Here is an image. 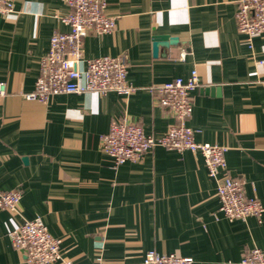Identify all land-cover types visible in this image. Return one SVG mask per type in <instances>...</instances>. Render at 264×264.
<instances>
[{"label": "crops", "instance_id": "obj_1", "mask_svg": "<svg viewBox=\"0 0 264 264\" xmlns=\"http://www.w3.org/2000/svg\"><path fill=\"white\" fill-rule=\"evenodd\" d=\"M240 0H107L110 33H90L84 58H128V96L109 92L29 100L55 31L68 29L67 0H15L0 16V190L20 187L19 211L0 207V264H28L9 232L41 218L78 264H143L149 250L197 264H241L264 251L261 218L230 220L219 211L216 181L201 154L157 146L139 162L115 165L101 136L127 115L146 133L174 118L158 103L160 85L196 69L189 125L201 143L227 148L228 172L264 207V34L239 32ZM166 35L154 53V37ZM184 53V55H182ZM84 68V63L80 64Z\"/></svg>", "mask_w": 264, "mask_h": 264}, {"label": "built area", "instance_id": "obj_2", "mask_svg": "<svg viewBox=\"0 0 264 264\" xmlns=\"http://www.w3.org/2000/svg\"><path fill=\"white\" fill-rule=\"evenodd\" d=\"M69 12L61 15L66 31H55L48 51L40 61V74L34 89L25 94L29 100L47 103L53 95L96 92L105 95L116 92L128 96L136 87L128 79V58L125 55H103L84 58V39L90 33L105 34L115 29L116 17L107 13V0H67ZM15 11V0H0V16ZM240 33L252 44L253 38L264 34V0H240L236 11ZM184 55V53L182 54ZM84 63V68L80 64ZM200 85L196 69L187 78L176 77L158 88L159 105L172 114L174 123L162 135L145 132L127 115L114 119L109 130L101 136V145L115 165L139 162L157 146L179 152L189 150L202 155L208 174L216 181L219 211L228 219L261 218L264 207L256 197H248L245 181L228 172L227 148L223 145L201 143L189 125L193 111V92ZM7 86L0 81V95ZM1 160V155H0ZM20 187L0 190V207L13 213L19 211L22 199ZM11 241L28 264H78L63 256L61 239L53 236L43 219H25L9 233ZM143 264H197L191 256L162 254L149 250ZM91 264H108L97 260ZM241 264H264V251L253 246L242 256Z\"/></svg>", "mask_w": 264, "mask_h": 264}, {"label": "water", "instance_id": "obj_3", "mask_svg": "<svg viewBox=\"0 0 264 264\" xmlns=\"http://www.w3.org/2000/svg\"><path fill=\"white\" fill-rule=\"evenodd\" d=\"M154 53H157V51H158V43H159V41H161V40H166L167 39V36L166 35H156L155 37H154Z\"/></svg>", "mask_w": 264, "mask_h": 264}]
</instances>
